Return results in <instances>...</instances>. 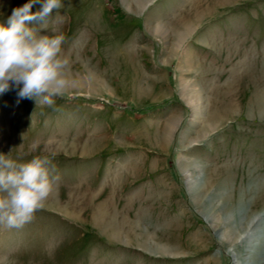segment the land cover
I'll use <instances>...</instances> for the list:
<instances>
[{"label":"rangeland","instance_id":"obj_1","mask_svg":"<svg viewBox=\"0 0 264 264\" xmlns=\"http://www.w3.org/2000/svg\"><path fill=\"white\" fill-rule=\"evenodd\" d=\"M138 1L62 0L40 34L65 36L75 86L51 107L18 88L0 94V153L48 156L59 176L30 223L0 226L3 264H235L241 232L223 243L213 225L240 199L245 222L264 212V0ZM27 2L0 0V23ZM192 13L185 52L169 62L170 30ZM185 59L192 69L180 72ZM180 78L198 93L199 113ZM214 109L223 118L205 133ZM218 203L210 225L203 213Z\"/></svg>","mask_w":264,"mask_h":264},{"label":"clouds","instance_id":"obj_2","mask_svg":"<svg viewBox=\"0 0 264 264\" xmlns=\"http://www.w3.org/2000/svg\"><path fill=\"white\" fill-rule=\"evenodd\" d=\"M35 5L39 8L33 12ZM62 7V0H28L12 10L6 24L0 23V94L18 88L21 99L51 107L75 86L69 79L70 59L62 54L65 36L40 34L54 10ZM58 180L48 156L20 162L0 153V226L22 229L30 223Z\"/></svg>","mask_w":264,"mask_h":264},{"label":"bare ground","instance_id":"obj_3","mask_svg":"<svg viewBox=\"0 0 264 264\" xmlns=\"http://www.w3.org/2000/svg\"><path fill=\"white\" fill-rule=\"evenodd\" d=\"M154 1L155 0H139L136 5L138 7H140L141 9H145L148 5H150ZM174 23H175L174 27H172L173 32L170 30V33H173L172 39H173V42L175 45V49L172 52V56L170 55L171 57L169 59V62L176 61L177 59H174V58H177L179 53L181 55H183V53L185 52L182 47H183L184 41L186 40V38L190 35V33L193 30L192 27L194 26L193 25L194 24V14L192 13V15H187V16L185 15V17L182 16L181 18L179 16L178 18H176V21ZM166 29H168V28H165L162 24H159L153 30L155 33H161L164 37V36L168 35V34L166 35V33H167ZM169 29H171V28H169ZM179 49H182V50L179 51ZM184 61H185L184 66L187 67V69H184V67L181 66V64H179L180 66H177V70H179L180 72L191 71V70H189V69H192V67L190 66L189 60L185 59ZM164 63L168 64V62H164ZM180 80L183 83L182 84L183 86H182V91H181V97L186 101V104H188L192 108V110L199 113L200 109L197 108V107H199V101H200L198 93H196L194 91V87L189 85L188 80H185L184 78H180ZM94 81L97 84H100V81L97 78ZM181 82H179V83H181ZM69 88H71V87H69ZM196 101L198 103L197 107H195ZM210 117H211V121H210L211 123H208L205 126V129H204L205 133H208L209 131L215 130L217 128L216 126L218 125L220 120H222V118H223V116L219 112V109L217 111L214 109V111L212 112ZM177 127H178V122L176 120L170 121L165 125L163 133H164V137L167 141H168V139H170V136H172L175 133V131L177 130ZM181 134L182 133H180V135ZM180 139L184 140L182 135L180 136ZM201 187H202L201 183L197 184V187L195 186V188L193 189L194 191L192 192L194 194V197L200 194V193H197V191H199L201 189ZM221 194H222V191L217 190L212 195V198L217 199L221 196ZM241 200L242 199L238 200L237 207L230 206L227 209V212L222 216V218H220L219 221H217L218 222L217 225L216 224L213 225V228L215 226V229L217 230V233H218L217 235H218L219 239L223 243H228V244H230L229 239H231V237L234 235V233H236L237 231L241 232V234H239V236L234 240V245L231 247V248H233V251L236 252V254H234V255L238 256V258H235V264H261V262H259V261L262 257L263 252H264V226H263V228H261L262 225H264V212L254 214L252 216V218L248 217L249 220L247 222H245L243 219V218H245L244 205L242 204ZM262 202H263V200H262ZM105 203H107V202L106 201L101 202L100 205L97 207V210L95 211L94 215H93L94 223H97L99 226H100V224L105 222L104 221L105 215L103 213ZM223 207H224L223 203H221V204L218 203V204L214 205L212 208H210L209 210L207 209L203 213L205 221L209 222L210 225H211V223L213 224L214 223V217L213 216L216 213H218ZM222 228L227 230L226 232L224 231L225 236L222 235V233L220 234V229H222ZM227 233H228V235H227ZM242 244H243V246H242Z\"/></svg>","mask_w":264,"mask_h":264}]
</instances>
